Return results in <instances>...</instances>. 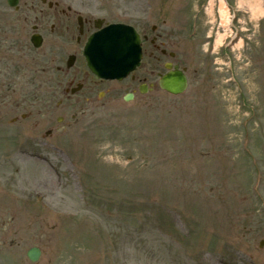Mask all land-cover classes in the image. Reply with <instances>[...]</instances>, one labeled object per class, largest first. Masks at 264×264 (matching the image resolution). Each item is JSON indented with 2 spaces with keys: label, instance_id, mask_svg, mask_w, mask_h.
Wrapping results in <instances>:
<instances>
[{
  "label": "rangeland",
  "instance_id": "rangeland-1",
  "mask_svg": "<svg viewBox=\"0 0 264 264\" xmlns=\"http://www.w3.org/2000/svg\"><path fill=\"white\" fill-rule=\"evenodd\" d=\"M60 1L105 22L148 9ZM150 3L137 69L96 85L82 60L86 88L66 97L52 82L65 60L50 59L72 42L51 31L54 9L0 0V264H264V0H226L227 27L219 0ZM163 18L188 74L176 96L156 85L167 58L150 54Z\"/></svg>",
  "mask_w": 264,
  "mask_h": 264
},
{
  "label": "water",
  "instance_id": "water-1",
  "mask_svg": "<svg viewBox=\"0 0 264 264\" xmlns=\"http://www.w3.org/2000/svg\"><path fill=\"white\" fill-rule=\"evenodd\" d=\"M18 0H7L15 6ZM35 47L40 46L41 37L38 34L31 36ZM87 64L96 75L107 79H121L138 65L140 58L139 39L131 27L111 25L93 34L87 41L84 49ZM168 71L158 81L160 88L171 94H179L186 88V77L178 66L167 63ZM145 92L144 89L140 90ZM131 94L124 97L130 100ZM27 257L36 261L40 255L38 248L32 247L27 251Z\"/></svg>",
  "mask_w": 264,
  "mask_h": 264
},
{
  "label": "flooded vegetation",
  "instance_id": "flooded-vegetation-1",
  "mask_svg": "<svg viewBox=\"0 0 264 264\" xmlns=\"http://www.w3.org/2000/svg\"><path fill=\"white\" fill-rule=\"evenodd\" d=\"M63 2L60 0H54L53 6L51 9H54V17L56 21H54V34H58L60 36L67 35L69 37V41L72 42L70 45H54V62L56 61H64L65 58L73 57L74 63L71 67L62 68L60 65L55 66V72L60 73L62 75L54 79V91H60L63 88L64 92L72 91L75 86L77 89L81 90L83 88L82 83L76 80V75L72 73L75 64L82 60V50L79 49L81 43V37L84 36L86 31L94 26V19L84 17L80 14V9L74 8L70 4H66L65 6H59ZM141 15H145L144 20L135 19V25L141 30L140 25H147V21L152 19L151 13L142 12ZM170 18L159 19L163 26L160 27L159 24H151L149 27L151 31L156 32V35H153L149 38L150 46L152 47V51L150 52L151 56H153L154 52H159L163 55L171 59V61H175V58L178 56V47L179 44L176 45L173 41V36L171 37V30H168L166 25H168V20ZM170 25V24H169ZM135 26V27H136ZM136 27V28H137ZM147 28V27H146ZM167 29V32H163L160 30ZM59 32V33H58ZM78 33V34H77ZM76 34V35H75ZM142 34V33H140ZM143 42L148 39L147 34H142ZM143 44V43H142ZM161 47V48H159ZM169 48L168 50L166 49ZM156 57L155 59H157ZM86 87V86H85ZM59 89V90H58Z\"/></svg>",
  "mask_w": 264,
  "mask_h": 264
},
{
  "label": "bare ground",
  "instance_id": "bare-ground-1",
  "mask_svg": "<svg viewBox=\"0 0 264 264\" xmlns=\"http://www.w3.org/2000/svg\"><path fill=\"white\" fill-rule=\"evenodd\" d=\"M219 13L221 16V23L222 25L226 26L229 23V19H228V11L226 9V5L224 0H219Z\"/></svg>",
  "mask_w": 264,
  "mask_h": 264
}]
</instances>
